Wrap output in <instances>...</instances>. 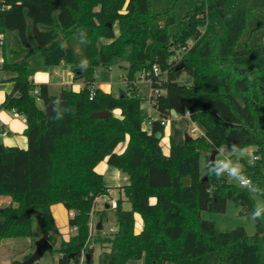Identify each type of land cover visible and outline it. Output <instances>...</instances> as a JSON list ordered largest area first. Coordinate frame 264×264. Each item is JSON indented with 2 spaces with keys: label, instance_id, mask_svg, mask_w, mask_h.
<instances>
[{
  "label": "trees",
  "instance_id": "obj_1",
  "mask_svg": "<svg viewBox=\"0 0 264 264\" xmlns=\"http://www.w3.org/2000/svg\"><path fill=\"white\" fill-rule=\"evenodd\" d=\"M0 35V70L13 81L0 109L27 124L26 148L0 143V196L12 199L0 206V240L30 236L39 210L56 243L51 206L62 203L77 230L61 239L57 264H80L83 250L91 254L84 264H92L95 242L108 248L100 264H264V220L250 235L243 226L222 231L201 216L224 212L228 199L251 212L252 194L264 197V0H0ZM128 45L127 89L116 96L95 85L93 67L109 65ZM61 63L81 73L84 85L51 95L32 76ZM141 78L150 81L162 119L175 112L204 132L183 143L171 138L165 154L161 119L144 128ZM101 111L110 115H93ZM224 145L254 146V163L241 170L251 187L218 175L217 160L210 164L205 152ZM105 159L129 176L120 188L131 206L118 198L116 231L90 243L93 207L109 189L95 170ZM135 213L144 222L140 232Z\"/></svg>",
  "mask_w": 264,
  "mask_h": 264
},
{
  "label": "rangeland",
  "instance_id": "obj_2",
  "mask_svg": "<svg viewBox=\"0 0 264 264\" xmlns=\"http://www.w3.org/2000/svg\"><path fill=\"white\" fill-rule=\"evenodd\" d=\"M116 33H118V25H114ZM105 42L109 40L103 39ZM79 50V49H78ZM133 48L131 45H128L123 54L119 56H115L109 65H95L93 67L94 76L96 78V84L101 89H106L108 92H111L113 95H120L123 91L127 89L126 81L124 80V76L126 73L125 67L128 66V56L132 52ZM70 67V65H68ZM48 69V68H47ZM43 70H39L37 73L38 78L39 75H44ZM45 71V69H44ZM5 76V77H4ZM34 76V75H33ZM32 76V78H33ZM0 87L2 86H9L13 85V81L7 77L5 71L0 70ZM189 79L188 74L185 72L179 79V82L183 83ZM36 84L44 83V82H37L34 81ZM137 85L139 88V96L141 98V105H142V112L143 116L145 117L144 128L150 129V125L148 124L147 120L152 118L150 112L153 111L151 106V95L152 89L150 85V81L146 78L137 79ZM71 88V86H65ZM75 87V86H74ZM61 90V85L56 83L49 84V93L51 95H57ZM11 91V90H10ZM39 106H43L41 100H38ZM117 116L119 115L118 111L114 112ZM159 119H162L160 114L158 115ZM166 123L164 125V136L161 139V145L164 151L167 153L169 151L170 146V139L173 138L177 143H183L186 138V133L190 136H193L190 132L191 129L194 127L199 126L193 122L192 120L181 117L177 113L172 112L171 115L165 119ZM200 132V129H199ZM170 133V134H168ZM194 137V136H193ZM124 143H121L118 146L122 148ZM205 155L210 156L211 152H205ZM233 156V166L239 164L241 166V170L245 168V164H253L255 157H254V146L247 145L243 148H235L232 145H224L219 149V152L216 155V160L219 163L221 160H227ZM244 160V161H242ZM246 162V163H245ZM108 164V162H107ZM204 157H202L201 161V169L204 170ZM108 166L112 168L109 164ZM112 170V169H110ZM99 172V171H98ZM242 172V171H241ZM104 183L106 186L111 187L115 185L114 178L112 177L110 172L104 173ZM229 179L233 182H236L235 178ZM184 182L186 184L189 183V177L184 178ZM109 193L102 195L99 197V200L96 202L95 206L93 207V220L90 219V223L92 221V231L93 236L90 239V243L95 241V238L100 236H111L117 229V214L116 210L111 207L110 203L113 199L119 198V192L117 187L109 188ZM254 198L255 204L260 201H264V197L261 194L254 192L252 194ZM113 198V199H112ZM115 201V200H114ZM108 204V206H106ZM1 206V205H0ZM4 207V206H1ZM125 209H130V205L127 203L123 206ZM246 208L239 206L235 203L234 200L228 199L226 210L224 212H212V211H202L201 216L206 220L213 221L216 226L222 230L227 231L234 229L239 226H243L248 234L253 235L257 231L256 227V220L253 221L250 218V213H244ZM54 217L57 224V230L61 234V238L53 244L52 248L47 250L43 256L33 264H57L59 260V248L61 244V239L68 236L65 232L68 230L69 223L68 217L65 216L63 213L61 214L58 211H54ZM139 218L140 215L137 214ZM70 218V215H69ZM102 221V232L98 233L97 228L98 222ZM71 233V231H70ZM45 230L42 224L41 213L39 210H34L32 213V224H31V235L30 236H22V237H10L4 238L0 240V264H13L14 260L23 264V262L30 256L36 247V242L40 238L44 237ZM94 245V252H93V259L92 264H100L99 257L104 250H107V247H103L100 243H93ZM144 258L140 260H130L127 264H143Z\"/></svg>",
  "mask_w": 264,
  "mask_h": 264
},
{
  "label": "crops",
  "instance_id": "obj_3",
  "mask_svg": "<svg viewBox=\"0 0 264 264\" xmlns=\"http://www.w3.org/2000/svg\"><path fill=\"white\" fill-rule=\"evenodd\" d=\"M41 72H44L43 73L44 75H39L38 78L36 79L37 73H35L32 79H33V81L46 83L48 85V88H49V84L56 83V84L61 85V88L65 87V86H71L73 90L78 91L84 85V79L81 77L75 78L74 71L71 69V67H69L67 64H64V63H61L59 65L49 66L48 69H45V71L43 70ZM0 81H1V79H0ZM95 84H96V81H95ZM12 87H13V85H9V86L7 85L6 87L5 86L0 87V104L5 100L6 94L8 92H10ZM103 90L107 91L106 89H103ZM151 106H152V104H151ZM152 108H153V111L150 112L152 118H149V120H151V121L159 119L158 118L159 112L153 106H152ZM115 111H118V113H119L118 116H120V110L116 109ZM149 125L151 128V124H149ZM26 126H27L26 119L23 115L15 112L13 110L0 109V143H3L5 145H9V146H18V147L26 148L27 147V137L24 134V130H25ZM198 129H200V131L202 133L204 132L200 126ZM164 132H165V130H164ZM168 134H170V133H168ZM127 141H128V138L124 142H122V143H124V146L122 148L118 149V146L121 144L120 143L117 146L116 151L122 152L127 145ZM169 149H170V146H169ZM163 151H164V149H163ZM164 153L168 154L169 151L167 153L164 151ZM111 167L112 168H110L108 166L107 160L105 159L96 165L95 170L97 172L99 171V173H101L103 175V177H104V173L106 171L110 172L112 177L114 178L115 182H117V183L115 185H112L109 188L117 187L118 192H119V198L121 197L125 200V195H124L123 189L120 188V186H123V185L129 183V176L125 172H123L122 170H120L116 167H113V166H111ZM204 167H205V165H204ZM110 169H112V170H110ZM108 190H110V189H108ZM109 192L110 191H108V193ZM98 200H99V197H98ZM113 200L116 201L117 199H113ZM11 202H12V199L10 196H3V195L0 196V205L1 206H7ZM127 203L131 206L130 202H128L126 200L123 202V206L126 205ZM106 206H108V204H106ZM51 210L53 212V216H54L55 210L60 212L61 214L63 213L65 216L68 217V223H69L70 211L62 203L53 204L51 206ZM137 214L140 215L139 213H135V231L140 232L143 229L144 222H143L141 215L138 218ZM91 215L93 216V212L91 213ZM92 216H91V219L94 222ZM69 227H70V225H69ZM65 233L66 234L68 233L67 234L68 236L64 237L63 239H67L69 237V235L71 234L70 229L68 228V230H66ZM60 236H61V234H60Z\"/></svg>",
  "mask_w": 264,
  "mask_h": 264
},
{
  "label": "built area",
  "instance_id": "obj_4",
  "mask_svg": "<svg viewBox=\"0 0 264 264\" xmlns=\"http://www.w3.org/2000/svg\"><path fill=\"white\" fill-rule=\"evenodd\" d=\"M2 44H3V40H2V37H1V35H0V64H2L3 63V61H4V58H3V56H2V51H1V48H2ZM159 67L157 66V65H153V72L156 74V73H158L159 72ZM150 71H144L143 73H142V76H150ZM38 92V90H35V93H37ZM154 93L156 94V93H158V90H155L154 91ZM150 101H151V99H150ZM151 104H152V101H151ZM187 116H189V114L187 113ZM147 122H148V124H151L152 125V121L151 120H147ZM161 123L163 124V125H165V123H166V120H165V118H163V119H161ZM193 136H198V135H200V134H202V132L200 131L199 132V129H198V127H194V128H192L191 129V132H190ZM5 134V133H4ZM230 163L231 165H233L232 163H233V157H231V158H229V159H227V160H221V161H219V166L220 167H222V165L224 164V163ZM226 174V173H225ZM227 175V174H226ZM228 177H229V175H227ZM235 180H236V183H238L239 185H241V186H247V187H251V184H252V181H251V177L249 176V175H246V174H244L243 172H241L240 171V173L236 176V178H235ZM244 181H248L249 182V184L248 185H245L243 182ZM98 201V198L96 199V202ZM110 205H111V207H115L116 206V201H111V203H110ZM69 215H70V217H74V212L73 211H70V213H69ZM77 230V226H72V227H70V231H71V233H73V232H75ZM93 233V231H92V221H91V223H90V237L93 235L92 234ZM86 252L83 250V252H82V254H81V257H80V264H84L85 262H86Z\"/></svg>",
  "mask_w": 264,
  "mask_h": 264
},
{
  "label": "water",
  "instance_id": "obj_5",
  "mask_svg": "<svg viewBox=\"0 0 264 264\" xmlns=\"http://www.w3.org/2000/svg\"><path fill=\"white\" fill-rule=\"evenodd\" d=\"M78 77H81V73H79V72L75 73V78H78ZM93 115L94 116H102V117L104 116V117H106V116H109L110 115V112L109 111H101V112H96ZM190 138H191V136L188 133H186L185 140H188ZM217 153H218V150L217 149H214L211 152V155H210V164H212V165L215 164ZM246 212H249V209L248 208H246L244 210V213H246ZM97 228L98 229H101L102 228V221H99ZM52 246H53V244L47 239L46 236L40 238L36 242V247H35L34 252L23 262V264H33V263H35L36 261H38L43 256V254L47 250H49L50 248H52ZM90 260H91V254L90 253H87L86 254V262L87 263H90Z\"/></svg>",
  "mask_w": 264,
  "mask_h": 264
},
{
  "label": "clouds",
  "instance_id": "obj_6",
  "mask_svg": "<svg viewBox=\"0 0 264 264\" xmlns=\"http://www.w3.org/2000/svg\"><path fill=\"white\" fill-rule=\"evenodd\" d=\"M241 166L236 164L235 166L230 163H224L220 169H218V175L227 174L230 178H236V176L240 173ZM245 185H248V181L243 182ZM255 190V189H253ZM250 218L255 221L258 219L264 220V201L257 202L253 211L250 213Z\"/></svg>",
  "mask_w": 264,
  "mask_h": 264
}]
</instances>
